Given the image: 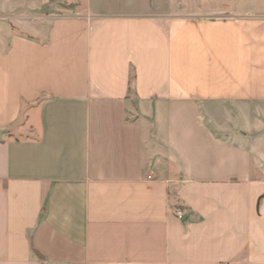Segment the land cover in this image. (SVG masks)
<instances>
[{"label": "crops", "instance_id": "crops-1", "mask_svg": "<svg viewBox=\"0 0 264 264\" xmlns=\"http://www.w3.org/2000/svg\"><path fill=\"white\" fill-rule=\"evenodd\" d=\"M66 1L0 39V264H264V18Z\"/></svg>", "mask_w": 264, "mask_h": 264}, {"label": "rangeland", "instance_id": "rangeland-1", "mask_svg": "<svg viewBox=\"0 0 264 264\" xmlns=\"http://www.w3.org/2000/svg\"><path fill=\"white\" fill-rule=\"evenodd\" d=\"M162 6L170 7L182 15L221 16L239 13L264 18V0H156ZM95 5L114 6L116 3H135L149 6L154 0H91ZM144 11V10H143ZM77 15L73 4L66 0H51L37 6V0H0V39L6 42L8 36L21 33L28 36L41 35L51 20L63 16ZM39 32L38 34H35ZM6 44V43H5Z\"/></svg>", "mask_w": 264, "mask_h": 264}, {"label": "built area", "instance_id": "built-area-1", "mask_svg": "<svg viewBox=\"0 0 264 264\" xmlns=\"http://www.w3.org/2000/svg\"><path fill=\"white\" fill-rule=\"evenodd\" d=\"M176 214H177V217L182 218L185 212L183 210H177Z\"/></svg>", "mask_w": 264, "mask_h": 264}]
</instances>
